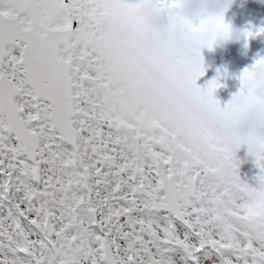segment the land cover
Returning a JSON list of instances; mask_svg holds the SVG:
<instances>
[{"label":"snow or ice","instance_id":"obj_1","mask_svg":"<svg viewBox=\"0 0 264 264\" xmlns=\"http://www.w3.org/2000/svg\"><path fill=\"white\" fill-rule=\"evenodd\" d=\"M139 8L0 0V264H264V141L255 185L220 144L264 103V57L221 106L202 54L151 66L110 40L106 19Z\"/></svg>","mask_w":264,"mask_h":264},{"label":"clouds","instance_id":"obj_2","mask_svg":"<svg viewBox=\"0 0 264 264\" xmlns=\"http://www.w3.org/2000/svg\"><path fill=\"white\" fill-rule=\"evenodd\" d=\"M264 2V0H261ZM247 0H140L137 19L122 15L109 16L106 28L110 40L121 49L138 50L151 66L164 63L169 56L185 58L190 54L227 49L230 44L249 47V33L257 26L226 23L232 8ZM223 20L226 26L219 21ZM226 65H220L223 70ZM247 86L260 101H264V64L251 69ZM220 144L225 148L247 146L254 157L260 151L257 141H264V103H256L234 115L226 116L221 124Z\"/></svg>","mask_w":264,"mask_h":264},{"label":"rangeland","instance_id":"obj_3","mask_svg":"<svg viewBox=\"0 0 264 264\" xmlns=\"http://www.w3.org/2000/svg\"><path fill=\"white\" fill-rule=\"evenodd\" d=\"M257 9L259 10L263 16L264 20V2L261 0H257ZM231 18V17H230ZM228 15L225 17L226 23H234L237 25L234 19H230ZM262 51L264 54V33L257 35L253 38L249 39V47L246 49L243 43H233L230 44L227 49L217 48L215 50L216 55L218 52L217 60L214 61V66L220 67V65H226V71L224 74L226 89L224 94L218 88L215 92V96L217 99L221 101V106H224L230 101L233 97V94L237 93L241 88V80L240 76L243 73L245 68L251 67L257 59H259L258 54ZM206 68V74L202 76L198 81V85L201 87L207 85V71L208 66ZM255 171L258 172L259 169L255 166Z\"/></svg>","mask_w":264,"mask_h":264},{"label":"flooded vegetation","instance_id":"obj_4","mask_svg":"<svg viewBox=\"0 0 264 264\" xmlns=\"http://www.w3.org/2000/svg\"><path fill=\"white\" fill-rule=\"evenodd\" d=\"M257 0H247V3L244 7H241L238 3L235 5L230 12L227 13L228 17L234 19L238 26H245L249 24V22L255 24L257 27L264 26V20L263 16L259 10L257 9ZM230 18V19H231ZM255 37V36H254ZM253 38V37H251ZM205 57V64L204 67L208 66L207 71V82L211 81L213 78L217 77L218 75H221V83L225 86L220 87L219 89L224 94V91L226 88V82L224 78L225 69L226 67L221 70L220 67L214 66V61L217 60L216 52H209L207 50L203 53ZM258 57H264V54H262V51L259 52ZM236 155L239 159L240 163V175L243 179H245L247 182L255 185V177L258 175L259 171H255V157H252L248 154L247 146H241L237 152Z\"/></svg>","mask_w":264,"mask_h":264}]
</instances>
